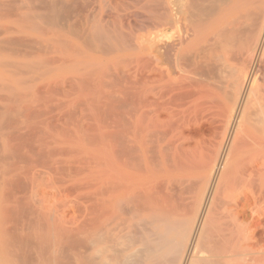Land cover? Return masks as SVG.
<instances>
[{
  "label": "bare ground",
  "instance_id": "bare-ground-1",
  "mask_svg": "<svg viewBox=\"0 0 264 264\" xmlns=\"http://www.w3.org/2000/svg\"><path fill=\"white\" fill-rule=\"evenodd\" d=\"M0 264H264V0H0Z\"/></svg>",
  "mask_w": 264,
  "mask_h": 264
}]
</instances>
